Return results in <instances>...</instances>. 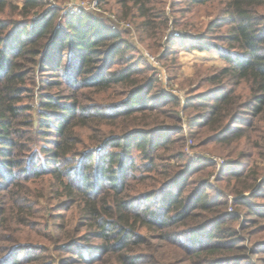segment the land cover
<instances>
[{
	"label": "trees",
	"instance_id": "1",
	"mask_svg": "<svg viewBox=\"0 0 264 264\" xmlns=\"http://www.w3.org/2000/svg\"><path fill=\"white\" fill-rule=\"evenodd\" d=\"M115 1L123 18L141 19L138 26L142 30L164 36L168 23L164 0ZM189 1L194 5L210 0ZM11 4V0H0V15ZM43 8V0H23L18 15L30 17L33 10L41 12ZM60 14L58 8H51L26 21L0 18V178L7 183L0 187H5L13 207L19 209L21 220L15 224L29 227L31 223L23 215H27L25 206L33 209L30 199L36 196L28 189L27 180L47 176L57 188L56 195L66 198L72 223L78 213L81 215L76 235H65L64 245L58 248L69 256L56 264H163L158 246L151 242L170 243L171 239L186 252L182 262L208 264L211 256L232 245L223 241L232 236L225 226L237 221L239 215L227 212L229 200L209 181L189 190L191 175L211 168V163L204 161L195 169L192 164L181 168L169 162L159 164V149L172 151L173 158L181 157L179 142L184 138L172 140L166 124L177 119L180 100L170 97L150 102L157 79L143 75L145 62L127 61L122 32L107 31L106 23L87 12L66 19ZM215 19L208 23L207 31L227 27V33L217 38L226 48L215 41L199 42V38L188 49L217 50L227 65L208 78L215 86L197 94V103L192 102L194 98L185 101L186 109L203 110L189 125L200 128L205 143L228 149V155L237 149L233 143L242 138L252 148L262 149L264 0H224ZM66 51L69 53L64 56ZM37 66L52 67L57 73L53 77L64 80L45 84L64 85L68 93L40 94L34 102H25L34 92L30 85L35 83L32 78ZM86 90L98 95L94 102L78 95ZM115 91L120 92L115 96ZM29 98L35 99V93ZM84 127L93 131L89 142L81 136ZM49 133L55 138L47 139ZM35 137L45 143L35 142ZM135 149L139 152L136 156ZM40 156L43 165L37 167ZM51 162L53 166H48ZM225 174L228 181L235 180L233 205L245 207L248 217H256L246 225L260 224V230L252 235L263 233L264 204L255 201L256 191L264 185L256 187L259 173L227 161L219 180ZM262 194L264 197V191ZM38 197L42 199V195ZM1 210L5 208H0V214ZM64 227L62 223L58 229ZM82 228L86 232L79 236ZM77 236L84 242L76 240ZM256 243L264 247V241ZM22 244L19 239L15 248H33ZM23 254L18 250L7 258L14 256L10 261L15 264L35 261Z\"/></svg>",
	"mask_w": 264,
	"mask_h": 264
},
{
	"label": "rangeland",
	"instance_id": "2",
	"mask_svg": "<svg viewBox=\"0 0 264 264\" xmlns=\"http://www.w3.org/2000/svg\"><path fill=\"white\" fill-rule=\"evenodd\" d=\"M164 1L165 4L163 6L168 17L166 30L163 32L164 36H161V34L158 36L152 33L149 34L150 32L147 33L148 31L142 30L138 26L141 19L132 18L131 16L123 18L122 9L115 0H43V11L33 10L30 17L26 18L18 15L23 6V0H11V8L7 9L4 15H0V18L8 21H26L42 16L51 8H58L61 11L60 15L64 17L63 19L81 11L87 12L106 23L107 31L115 29L122 32V40L125 42L123 49L126 50L125 58L127 61L134 58V63L141 64L145 62L146 66L140 65V67L142 66L141 68H144L143 75L147 78L155 77L157 79L148 97L150 102L170 97H176L181 102L177 119L166 121L170 128L168 132L172 136V140H176L179 136L184 138L179 142V150L176 148V151L181 152V157L173 158L172 151L159 149L156 151L161 158L158 161L159 164H179L180 168L192 164L195 169L197 166H202L198 164L204 161L211 163L213 165L211 168L204 167L201 172L191 175L193 183L189 186V190L197 183L207 180L216 190L224 192V196L229 200L226 206L227 212L235 216L239 215L237 221L228 223L225 226L228 233L232 234V236H227L223 241L230 242L232 245L211 256L208 264H264V247H260L259 243H256L264 241V232L252 235L253 232L260 230V224L257 227L246 225L248 220L256 217L254 215L248 217L245 213V207L233 205L234 193L231 189L235 184V180L231 179L228 181L229 177L226 174L219 180L223 166L228 161L237 163L239 168H252V170L258 172L259 180L256 183V187L261 186L264 182V146L262 149H254L247 139L242 138L238 143H233L234 146H237V149L228 155V149L220 148V144L205 143V137H203L202 131L200 132V128L189 125L192 118L196 114H201L203 110L194 107L186 109L184 107V103L188 98H194L192 102L197 103L195 99L197 94L213 89L215 84L210 83L208 78L227 65L217 50L188 49L199 38V42H203V40L206 42L215 41L222 49L226 48V44L217 38L227 33V27L215 28L213 32L207 31L208 23L219 17V10L224 7V0H210L205 4L194 5L189 0ZM60 22H62L61 18L58 21L57 28ZM176 22L178 23L177 25ZM184 36H189L190 39ZM168 42L170 45H168ZM68 53L66 51L63 55L66 56ZM64 58L63 60L65 61L63 62L67 63L66 57ZM51 62L54 63L55 61ZM54 71L52 67L47 70L37 66L32 78L35 85H30L34 92L27 95L28 99H25V102H32L38 99L40 94L58 95L68 93V89L64 85L48 86L45 84L48 80L61 82L64 80L62 77H53L57 74ZM119 92L115 91V96ZM34 93L35 99L29 98ZM80 94L89 98L91 101L88 100L87 102L90 103L94 102L98 96L88 90L82 93L79 91L78 95ZM35 104L37 105V101H35ZM33 118H37L36 111H33ZM198 120L200 121V119ZM179 130L180 132L178 133ZM194 132H196L195 136L192 135ZM80 133L89 142L88 137L93 131L88 127H84ZM49 134L51 135H48L47 139L55 138L52 135L53 133ZM36 141L39 144L45 143L44 139H39L38 137H35ZM138 153L136 149L133 150L134 156L138 155ZM211 158H217V160L214 161ZM41 159L40 156L37 160V167L43 165L41 164L43 161ZM136 162L139 163L140 161ZM53 164L54 162H51L48 166H53ZM50 180L51 178L47 176L27 180L28 189L36 196L30 199L33 209H29L30 205L28 207L25 206V214L27 213V215L23 216L26 220H30L29 227L15 224V220L20 219L19 209L13 207L14 203H12L10 194L7 193L6 189H3L5 187H0V208H5V211L1 210L3 213L0 214V264H15L10 261V259L13 260L14 256H10V259L7 256L18 250L21 251L22 255H25L23 253H28L35 260L32 262L28 260L24 264H56V262L69 256L68 253L58 248L64 245L65 235H76L81 215L78 213L76 220L72 223L73 214L65 205L66 198L56 195L57 188L52 185V182L50 183ZM0 184L2 186L7 185L1 178ZM263 191L264 185L256 191L259 195L255 201L259 204H264ZM40 195H42V199L38 197ZM62 223L65 224V227L58 229ZM85 232L86 228H82L79 236ZM78 238L77 236L76 240H79ZM19 239L22 241V245L27 244V246L29 245L28 247L33 248H15ZM90 241L94 242V239H90ZM79 242L84 241L79 240ZM178 242H180V239H178ZM93 244H96V241ZM151 244L158 246L157 248L163 261L160 260L163 264H193L189 261L182 262L186 252L180 248V244L172 239L170 243L152 240ZM235 245L238 246L236 249H227ZM189 255L192 260H197V257L192 253H189ZM3 259L8 260L4 261V263L2 262Z\"/></svg>",
	"mask_w": 264,
	"mask_h": 264
},
{
	"label": "built area",
	"instance_id": "3",
	"mask_svg": "<svg viewBox=\"0 0 264 264\" xmlns=\"http://www.w3.org/2000/svg\"><path fill=\"white\" fill-rule=\"evenodd\" d=\"M211 160H214V161H216V160H217V158H211Z\"/></svg>",
	"mask_w": 264,
	"mask_h": 264
}]
</instances>
